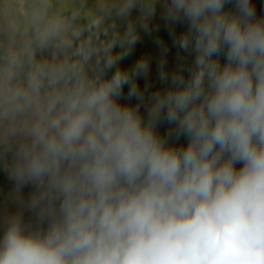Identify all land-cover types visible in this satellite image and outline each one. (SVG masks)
Instances as JSON below:
<instances>
[{"label":"clouds","instance_id":"clouds-1","mask_svg":"<svg viewBox=\"0 0 264 264\" xmlns=\"http://www.w3.org/2000/svg\"><path fill=\"white\" fill-rule=\"evenodd\" d=\"M158 4L194 59L185 76L162 56L145 120L149 60L117 65ZM0 167L35 217H5L0 264H264V18L251 0H0Z\"/></svg>","mask_w":264,"mask_h":264},{"label":"crops","instance_id":"crops-1","mask_svg":"<svg viewBox=\"0 0 264 264\" xmlns=\"http://www.w3.org/2000/svg\"><path fill=\"white\" fill-rule=\"evenodd\" d=\"M252 5L255 8V13H256V17L257 18H264V0H251ZM159 6V4L157 5ZM226 10L229 11H235V4H228L226 5ZM163 11V10H162ZM158 11L156 10V15L153 19L152 22H154V24L158 25L161 29L160 32H163L166 37L169 38V40H171V42H173V35L170 34V31L166 30L163 27V24H161L163 21H160V17H163V12H162V16L159 15L158 17ZM137 13L133 12V16H135ZM187 30V25L180 23L177 24V27L174 31L175 35H179L180 33L184 32ZM151 32L145 33L143 31H141L140 33V40L139 42L133 47V49L131 50L130 54L127 55L123 60H121L119 62V66L122 68V70H131L135 63L141 59V58H146L149 60L150 62V70L149 73L147 75V77L141 76L137 79V84L138 87L144 91L145 90V85L149 86L151 83H156L161 85V89L165 90L167 87H169V83L168 82H161L159 77H158V62L159 60L162 58L166 59V68L169 72H171L172 70H174L180 63L181 61H183L185 67H186V76H187V67L190 65L191 61L194 59V53H185L183 51H180L177 47V52H175L173 50V48L171 49L170 47L167 48L168 51L166 53V55L162 52L161 48L157 45L154 46L152 45V42H156V38L152 37L150 35ZM147 42L148 45L143 46V44ZM164 45V42H162ZM165 46V45H164ZM119 48V47H118ZM117 51V49L115 50ZM154 53H158L157 57L158 58H154L153 55H155ZM155 92L154 89L147 87V90L145 91V101L143 104L144 108V113L147 115V104L149 102V97L151 96V94ZM129 98H127V95H123V97H121L119 99V101H123V100H128ZM130 101L135 102L136 104L139 102L135 97L131 98ZM122 105H128V104H124V103H120ZM175 126L174 125H170L169 123H167L166 121H162L158 126H157V133L158 135H160L161 137H165L168 132L170 130L174 131ZM187 138L185 136H181L179 139H177L174 135L169 139V144L172 146H175L177 148L182 147V146H186L187 145ZM242 165L241 164H237L236 167L239 169ZM12 183V184H9ZM14 188V184L13 182L8 178V174L5 170H3L2 167H0V238H2L4 230H5V217L8 215H12L17 213L18 211L22 213L23 215V219L25 221V223H29L35 222V217H34V213L29 212L27 209H21L18 207L17 204L15 203H10L9 202V195L12 192ZM32 191V187L29 185L27 187H25L23 189V196L25 199L28 198L29 193Z\"/></svg>","mask_w":264,"mask_h":264},{"label":"rangeland","instance_id":"rangeland-1","mask_svg":"<svg viewBox=\"0 0 264 264\" xmlns=\"http://www.w3.org/2000/svg\"><path fill=\"white\" fill-rule=\"evenodd\" d=\"M163 10V8H162V6L161 5H159V6H157V11H158V17H159V15H161L162 16V11ZM160 21H163L161 24H163V27L168 31H174L175 29H176V27H177V24L176 25H169L166 21H165V19L163 18V17H160ZM160 27L158 26V25H156V24H154V22H152V30L150 31L151 33H154V34H163L164 36H165V38H164V44H167L171 49L173 48V50H174V47H176L175 45H174V43L173 42H171V40H169V38L168 37H166V35L163 33V32H160ZM146 45H148L147 44V42H145L144 44H143V46H145L146 47ZM152 45H154V46H157V43L156 42H152ZM118 51H120V49L117 47V52ZM155 55H153V57L154 58H158L157 57V55H158V53H154ZM220 59H221V63H223L224 62V56L222 55L221 57H220ZM191 64V63H190ZM149 88H152V89H154L155 91H157V90H162L161 89V85H159V84H156V83H151L149 86H148ZM135 103V102H134ZM139 103V102H138ZM137 103V104H138ZM136 104V103H135ZM140 107L143 109L144 108V106H143V104H141L140 105Z\"/></svg>","mask_w":264,"mask_h":264},{"label":"trees","instance_id":"trees-1","mask_svg":"<svg viewBox=\"0 0 264 264\" xmlns=\"http://www.w3.org/2000/svg\"><path fill=\"white\" fill-rule=\"evenodd\" d=\"M150 35L152 36V37H154V38H156L157 40H160V41H164V38H165V36L163 35V34H154V33H150ZM165 45V47H167V48H169V46L167 45V44H164ZM174 51L175 52H177L178 53V51H177V49H176V47H174ZM182 63H183V61H181ZM184 64V63H183ZM185 66V65H184ZM117 67H119V68H121L120 66H119V64L117 65ZM122 69V68H121ZM185 69H186V67H185ZM115 71V68L114 69H112L111 71H109L108 72V77H110L111 75H112V72H114ZM185 76H186V70H185ZM123 93L125 94V95H127V93H128V86L126 85L125 87H124V89H123ZM119 103H124V104H128V105H131V106H136L137 104H135L134 102H132V101H130V99H128V100H123V101H118ZM139 111H140V114H141V116L146 120L147 119V115L144 113V110L140 107V109H139ZM9 184H12V183H9Z\"/></svg>","mask_w":264,"mask_h":264}]
</instances>
